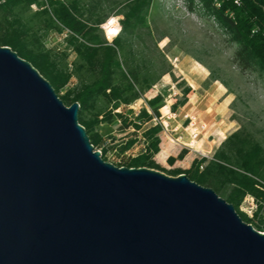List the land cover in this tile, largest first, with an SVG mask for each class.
<instances>
[{
  "label": "water",
  "instance_id": "1",
  "mask_svg": "<svg viewBox=\"0 0 264 264\" xmlns=\"http://www.w3.org/2000/svg\"><path fill=\"white\" fill-rule=\"evenodd\" d=\"M79 111L0 45V264H264V232L232 203L105 160Z\"/></svg>",
  "mask_w": 264,
  "mask_h": 264
},
{
  "label": "rangeland",
  "instance_id": "2",
  "mask_svg": "<svg viewBox=\"0 0 264 264\" xmlns=\"http://www.w3.org/2000/svg\"><path fill=\"white\" fill-rule=\"evenodd\" d=\"M50 4L49 0H39L23 10V19H32L30 24L36 26L44 18L37 15L39 12L48 8L51 13ZM79 6L84 18H91L92 22L104 19L99 31L103 38L113 42L119 35L125 68L138 73L142 81L144 77L148 80L142 98L117 111L129 119L135 118L143 106L151 110L147 100L160 96L162 116L176 113L185 127L190 120L185 114L195 116L202 131L198 140L206 138L214 144L212 151L204 153L198 146L184 145L191 141V130L181 127L184 142L180 143H173L169 136L160 133V150L163 142L171 141L175 147L166 160L157 157L160 151L154 155L158 170L172 176L187 172L190 175L196 161L201 162L203 171L212 160L235 167L241 156L238 150L245 154L256 148L261 149L259 157L264 161V72L259 68H239L234 62L238 44L219 19L207 12L202 0H80ZM137 6L138 16L128 19L127 14ZM111 17L119 19L120 31L118 28L114 33L106 32L103 28ZM125 24L129 25L123 29ZM39 35L59 67L74 71L69 83L56 91L60 97L89 79L85 70L77 69L80 61L69 42L68 30H42ZM194 88L200 98L196 104H189ZM97 104L104 109L111 106L100 97ZM95 131L104 139L100 147L108 149V161L118 166H127L120 164L145 152L144 128H122L120 119L115 118L112 123L97 125ZM130 139L135 142L127 149ZM254 176L264 181L263 174ZM248 195L253 194L244 196L239 204L244 213L241 217L264 232V209L258 202L253 211L246 201ZM257 197L264 200V194Z\"/></svg>",
  "mask_w": 264,
  "mask_h": 264
},
{
  "label": "trees",
  "instance_id": "3",
  "mask_svg": "<svg viewBox=\"0 0 264 264\" xmlns=\"http://www.w3.org/2000/svg\"><path fill=\"white\" fill-rule=\"evenodd\" d=\"M238 1L239 4L236 0H202L207 12L219 19L232 40L238 44L234 62L239 68L242 71L259 68L264 72V0ZM37 2L39 0H4L0 3V45L10 46L21 57L29 60L59 92L69 83L74 71L59 67L52 58L51 50L45 48L39 31L68 30L69 42L80 61L77 69L85 70L89 79L71 88L61 98L67 105L75 101L80 103L79 122L85 126L95 148L101 149L105 160H108V149L100 147L104 139L95 129L99 124L112 123L118 118L122 128L131 127L136 131L144 128L146 143L145 152L120 165L160 169L154 155L160 151V133L164 127L160 121L162 98L157 96L147 100L151 110L143 106L135 118L129 119L123 116V112L117 111L142 98L145 88H148L146 77L142 81L138 73L125 68L119 35L113 42L103 38L99 31L104 19L92 22L91 18H84L79 6L80 0H49L51 13L48 8H44L37 14L41 17L44 15V18L36 26L30 24L32 19L25 21L22 12ZM139 9V6L133 7L127 18L138 16ZM190 9H193V1ZM128 25L125 24L123 29ZM255 28H258V31L253 33ZM99 97L111 106L107 109L99 107ZM155 118L159 119V122H155ZM134 142V139L128 140L125 148H130ZM260 152V148L245 154L238 150L241 156L235 167L226 162L212 160L201 171V162L196 161L193 166L195 169L190 171V175L188 172L186 174L199 184L213 188L232 203L242 216L244 213L240 211L239 204L244 196L264 194L258 187L259 178L254 176H264V161L259 157ZM243 219L246 220L244 217Z\"/></svg>",
  "mask_w": 264,
  "mask_h": 264
},
{
  "label": "crops",
  "instance_id": "4",
  "mask_svg": "<svg viewBox=\"0 0 264 264\" xmlns=\"http://www.w3.org/2000/svg\"><path fill=\"white\" fill-rule=\"evenodd\" d=\"M195 90L196 89L194 88V91H193L192 96L190 98L189 104L190 103L196 104L199 101V98H200L199 95L200 94L197 90L196 91ZM169 111H170V108H169ZM189 115L190 114L187 113V114H185V117H188ZM160 121L162 122V124L164 126L161 133H164L165 135L169 136L173 143L175 142V139H177V138H179L181 142L183 141V136L181 133V129H182L181 127H183V129L185 131L190 130L189 128H187L188 124L186 125V127L182 126V123L180 120H178V116L176 113L171 112L170 114H168V113L163 114V116H161V118H160ZM188 138L191 139L190 136H188ZM171 141L168 143L163 142L161 144V150L158 153L157 157H162V159H164V160L167 159V157L170 155V152L173 151V149L175 147ZM184 143H185L184 145H186V147H188V148L190 147L189 146L190 142L185 141ZM200 143H201V145L199 146ZM193 145L198 146L200 148V150L201 149L203 150L204 153H206L205 151L210 152L214 149V144L212 142H209L206 138L196 140V142H194Z\"/></svg>",
  "mask_w": 264,
  "mask_h": 264
},
{
  "label": "built area",
  "instance_id": "5",
  "mask_svg": "<svg viewBox=\"0 0 264 264\" xmlns=\"http://www.w3.org/2000/svg\"><path fill=\"white\" fill-rule=\"evenodd\" d=\"M3 1L4 0H0V3L3 2ZM236 2L239 4L238 0H236ZM112 19H113V17H111L109 20H107V22L103 25V28L106 30V32H108V28L106 26L109 25V24H116L117 23V25L119 26V31H120L121 23H120L119 19L116 18V21H114L113 23H112ZM257 31H258V28H255L253 30V33H255ZM118 32H117V34H118ZM188 118H190V120L188 122L187 128H189L191 130V132H190L191 141H190L189 146L193 147V143L196 142V140H198L200 138V135H201L202 131L200 130L201 126L196 121V117L195 116L189 115ZM154 120H155V122H159V119H157V118H155ZM175 141L178 142V143L181 142L179 138L175 139ZM99 150L101 151V149H99ZM201 168H203V165H201ZM259 183L260 184L258 185V187L261 190L264 191V181L260 179ZM246 201H248L250 203V206L252 207L253 211L256 210V207H258V202L262 205V208L264 209V200L259 198V197H257V196L248 195L246 197Z\"/></svg>",
  "mask_w": 264,
  "mask_h": 264
},
{
  "label": "bare ground",
  "instance_id": "6",
  "mask_svg": "<svg viewBox=\"0 0 264 264\" xmlns=\"http://www.w3.org/2000/svg\"><path fill=\"white\" fill-rule=\"evenodd\" d=\"M114 21H116V18H113V19H112V23H113ZM107 27L109 28L108 31H113L112 33L116 32L117 29L119 28V26L117 25V23H116V24H109V25H107Z\"/></svg>",
  "mask_w": 264,
  "mask_h": 264
}]
</instances>
